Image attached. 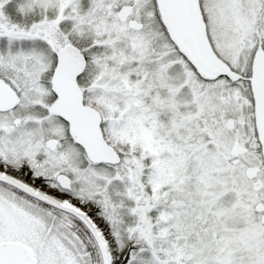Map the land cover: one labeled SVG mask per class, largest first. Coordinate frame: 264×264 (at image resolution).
I'll return each mask as SVG.
<instances>
[{
  "label": "snow or ice",
  "instance_id": "6c2138e0",
  "mask_svg": "<svg viewBox=\"0 0 264 264\" xmlns=\"http://www.w3.org/2000/svg\"><path fill=\"white\" fill-rule=\"evenodd\" d=\"M0 264H264V0H0Z\"/></svg>",
  "mask_w": 264,
  "mask_h": 264
}]
</instances>
